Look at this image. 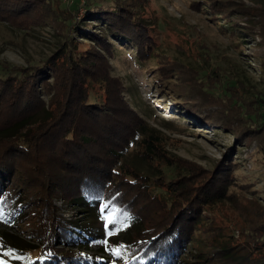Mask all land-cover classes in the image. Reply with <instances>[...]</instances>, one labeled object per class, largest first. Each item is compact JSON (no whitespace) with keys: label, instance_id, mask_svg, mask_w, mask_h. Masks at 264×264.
<instances>
[{"label":"trees","instance_id":"trees-1","mask_svg":"<svg viewBox=\"0 0 264 264\" xmlns=\"http://www.w3.org/2000/svg\"><path fill=\"white\" fill-rule=\"evenodd\" d=\"M100 1L86 0V5L88 15L103 23L104 34H91L80 27L75 30L96 47L79 52L77 45L67 43L45 62L0 77V218L11 220L21 214L28 235L39 242L29 245L0 229V264H88L73 247L85 245L91 234L84 233L77 221L64 219L53 206V199L72 206L97 205L113 222L126 218L137 222L130 240L112 246L119 251L122 264H180L186 250L197 241L192 238L194 233L200 235L198 230L191 231L200 226L198 220L202 219L196 220L194 215L200 216V209L209 210L210 205L226 197L234 165L225 164L214 174L201 175L203 186L194 190L191 171L162 154L164 140L160 132L149 128L123 99L122 86L109 85V76L105 75L101 92L88 87L90 81H96V73L108 66V57L117 52L110 39L133 45L139 65L143 64L140 55L145 54L146 47H152L145 25L128 5L122 0H109L112 4L107 8L98 5ZM54 3L0 0V18L15 24L23 15L33 19L38 14L46 23L55 22L58 7ZM178 68L180 74L183 69ZM189 72L187 82L191 85L187 89L195 94L191 102L201 106L224 100L231 107L242 105L231 89L225 88L230 96H214L205 88L206 81H197L190 67ZM162 80L159 77V82ZM243 92L248 90L244 88ZM258 94L264 101V93ZM182 105L194 109L186 101ZM192 115L206 123L198 111L192 110ZM253 115L254 119L248 115L246 120L263 122L262 115L258 121V115ZM245 130L235 134L238 141H243ZM12 157L30 161L25 173L32 182L22 193H14L5 185L9 179L23 176L18 170L13 172ZM165 167L174 169L177 178L165 177ZM144 201L154 210L146 211ZM247 202L258 210V214L251 211L258 218L246 227L244 236L264 244V208L255 200ZM218 245L222 263H264H252L254 258L248 252L231 250V244ZM201 256L199 253L196 257ZM211 257L206 252L205 261L209 263L207 258Z\"/></svg>","mask_w":264,"mask_h":264},{"label":"rangeland","instance_id":"rangeland-1","mask_svg":"<svg viewBox=\"0 0 264 264\" xmlns=\"http://www.w3.org/2000/svg\"><path fill=\"white\" fill-rule=\"evenodd\" d=\"M53 2L58 7L54 11L55 22L46 23L38 14L33 15V19L23 15L15 24L0 18V77L45 62L67 43L77 45L79 52L86 47H96L75 31L80 27L91 34H104L103 23L88 15L86 0ZM122 2L145 25L148 44L152 47H146L145 54L140 55L143 64L139 65L133 45L110 39L117 52L108 57V66L96 73V81H90L88 87L101 92V78L105 75L109 76V85L122 86L123 99L149 128L160 132L164 140L162 154L191 171L194 190L203 186L200 176L206 172L214 174L225 164L234 165L235 169L225 199L210 205L209 210L200 209V216L194 215L196 220L202 219L198 220L200 226L191 231L198 230L200 235L194 233L192 238L197 241L186 250L180 264H206V252L212 255V259L207 258V264H225L219 259V243L231 244V250L248 252L254 258L252 263L264 260V244L246 240L244 236L246 227L258 218L251 212L258 214V210H253L247 201L255 200L264 208V101L258 94L264 93V0ZM111 4L109 0L98 2L107 8ZM222 7L228 10L221 11ZM179 66L183 69L180 74ZM189 67L192 75L199 78L197 81L201 84L206 81L205 88L214 96H230L229 91H225L229 88L242 105L231 107L224 100L201 106L191 102L195 94L187 89L191 85L187 82L191 74ZM159 77L163 78L162 83ZM244 88L248 93L243 92ZM183 101L187 106L194 105V109H185ZM192 110L198 111L206 123L196 119ZM253 114L258 115L257 121L262 115L263 122L246 120L248 115L254 119ZM244 129L246 135L240 142L235 134ZM29 163L28 158H11L13 172L18 170L23 174L5 182L14 193L25 192L23 188L31 184L32 180H28L30 177L25 173ZM163 170L168 179L177 178L174 169L165 167ZM52 203L64 219L77 221L84 233L91 234L85 245L73 247L74 252L83 256L88 264H122L118 259L119 251H114L112 246L130 240L131 232L138 228L137 222L127 218L113 222L106 210L97 205L72 206L55 199ZM143 206L148 212L155 208L148 201ZM187 211L193 214L192 209ZM20 216L17 214L11 220L0 218V229L29 245H38L36 238L28 235L23 227ZM199 253L201 258L196 257Z\"/></svg>","mask_w":264,"mask_h":264},{"label":"snow or ice","instance_id":"snow-or-ice-1","mask_svg":"<svg viewBox=\"0 0 264 264\" xmlns=\"http://www.w3.org/2000/svg\"><path fill=\"white\" fill-rule=\"evenodd\" d=\"M105 243H106V241H105ZM118 254V253H117Z\"/></svg>","mask_w":264,"mask_h":264}]
</instances>
